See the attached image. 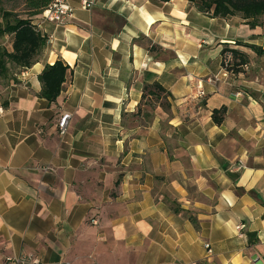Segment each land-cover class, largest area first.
<instances>
[{
  "label": "crops",
  "instance_id": "obj_1",
  "mask_svg": "<svg viewBox=\"0 0 264 264\" xmlns=\"http://www.w3.org/2000/svg\"><path fill=\"white\" fill-rule=\"evenodd\" d=\"M81 1L62 24L34 19L45 47L0 83V264H264V72L224 78L220 54L264 49V23L187 0ZM56 61L48 103L38 76ZM154 82L168 112L122 118Z\"/></svg>",
  "mask_w": 264,
  "mask_h": 264
},
{
  "label": "trees",
  "instance_id": "obj_2",
  "mask_svg": "<svg viewBox=\"0 0 264 264\" xmlns=\"http://www.w3.org/2000/svg\"><path fill=\"white\" fill-rule=\"evenodd\" d=\"M195 6L196 10L211 18L225 19L238 17L244 20L249 28L260 26L264 23V0H187ZM52 0H22L23 12L18 14L15 11H5L0 8V38L12 37L11 51H7L0 45V83L4 82L10 70L21 71L30 68L35 62L38 54L46 45V39L35 27L34 19L41 16V13L50 5ZM236 47L249 49L257 56H264V49L261 47L235 43ZM152 50V49H150ZM221 64L225 56H230L227 68H234V73L240 72L241 67L247 65L248 56L246 53L236 49H223L221 51ZM68 67L60 61L45 66L38 76L41 85L40 97L48 103H54L62 91ZM232 71V70H231ZM2 81V82H1ZM171 95L160 84L154 82L145 84L142 87L141 99L134 114H123L122 118L142 116L143 122L148 123L152 116L149 111L159 107L162 111L168 112ZM146 109H149L147 111ZM225 109L213 110L211 119L214 124L219 125L223 121Z\"/></svg>",
  "mask_w": 264,
  "mask_h": 264
},
{
  "label": "built area",
  "instance_id": "obj_3",
  "mask_svg": "<svg viewBox=\"0 0 264 264\" xmlns=\"http://www.w3.org/2000/svg\"><path fill=\"white\" fill-rule=\"evenodd\" d=\"M81 8L84 10H88L91 7V3L87 2L86 0H82ZM42 20L53 23V24H62L66 21H68L71 18V9L68 5V0H52L50 5L41 13ZM230 62V56H225L223 59V74L222 76L224 78L229 77V71L227 70V66ZM69 119V114H63L60 116L57 122V128L59 131V134H64L66 130V121ZM92 224H96V220H91ZM244 229L243 225H237L235 226V230L237 232L238 237H242V230ZM208 246L205 245V248ZM17 263L18 261H14Z\"/></svg>",
  "mask_w": 264,
  "mask_h": 264
},
{
  "label": "rangeland",
  "instance_id": "obj_4",
  "mask_svg": "<svg viewBox=\"0 0 264 264\" xmlns=\"http://www.w3.org/2000/svg\"><path fill=\"white\" fill-rule=\"evenodd\" d=\"M0 8L1 9H9V10H15L16 13L22 14L23 12V6H22V0H0ZM7 36H4L3 38H0V45H6L8 42ZM246 49V48H245ZM246 54L248 56V63L247 65L241 67L240 70L241 73H248V74H255L257 71H263L264 72V56H257L253 52H251L249 49H246ZM229 71V77L234 73V68L229 67L227 68ZM232 70V71H231ZM239 72V73H240ZM255 76V75H252ZM149 111V109H146Z\"/></svg>",
  "mask_w": 264,
  "mask_h": 264
}]
</instances>
